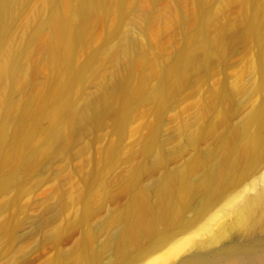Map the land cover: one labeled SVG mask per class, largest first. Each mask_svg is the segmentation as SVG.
Instances as JSON below:
<instances>
[{
    "label": "bare ground",
    "instance_id": "obj_1",
    "mask_svg": "<svg viewBox=\"0 0 264 264\" xmlns=\"http://www.w3.org/2000/svg\"><path fill=\"white\" fill-rule=\"evenodd\" d=\"M27 1L0 0V190L14 181L21 182L36 169L39 157L66 147L70 136L95 129L111 116L123 123L132 109L146 102L160 115L188 73L212 60L222 61L230 41L258 40L264 27L263 0H221L217 11L236 3L241 14L213 36L208 34L214 20L211 0H193L190 10L172 18L168 17V7L155 21L162 18L165 27L180 24L181 44L169 57L149 63L146 54L158 46V30L148 3L155 5L156 0H39L30 11ZM125 18L128 28L120 33L118 26ZM17 19L24 22L21 33L14 28ZM107 19L112 20L111 31L105 28L109 22H102ZM101 23L106 24L104 31H110L105 32V44L88 49L92 36L102 33H95ZM235 30L238 34L228 32ZM113 37L117 38L114 45L106 46L113 44ZM82 53L85 57L79 61ZM105 63L113 65L109 73L104 71ZM257 69L264 72V61ZM152 78L155 84L149 88ZM89 82L95 85L93 95L84 90ZM260 82L264 85V76ZM217 91L208 95L207 103L214 104L213 108L221 101ZM225 112L213 115V123L204 118V123L198 121L197 116V125L186 142L197 146L203 135L214 133L212 143L198 149L182 167L164 170L158 179L142 186L140 179L151 168L163 165L165 155L170 154L156 139L158 129L151 127L138 149L142 160L132 165L116 186L128 195L127 205L109 211L103 222L91 227L88 220L98 207L94 196L101 191L105 198L110 189L98 176L103 174L100 167L102 171L91 175L89 188L80 197L82 213L76 222L85 230L77 246L44 264H134L146 248L177 230L188 206L196 201L198 206L209 207L221 200L226 202L224 207L219 206L221 210H216L203 230L209 234L206 241L193 242L191 237L179 240L143 264H164L184 252L171 264H264V100L233 127L226 125L229 114ZM113 149L106 156L107 162L112 161L110 166L115 159ZM229 193L232 195L227 197ZM226 217L229 219L222 223ZM7 224L1 229L11 233L14 223L10 229ZM98 234L104 237L99 244ZM135 243L139 245L133 249ZM15 263L13 259L9 264Z\"/></svg>",
    "mask_w": 264,
    "mask_h": 264
},
{
    "label": "rangeland",
    "instance_id": "obj_2",
    "mask_svg": "<svg viewBox=\"0 0 264 264\" xmlns=\"http://www.w3.org/2000/svg\"><path fill=\"white\" fill-rule=\"evenodd\" d=\"M129 1L132 2L134 0ZM220 1L216 0L212 3L213 1L211 0V5L209 4L210 10H212L211 13L214 16V20L208 28L210 36H213L219 28L227 27L236 22L241 14L240 6L236 3L223 6L220 11H217V3L219 5ZM27 2L26 8L30 11L38 6L39 0L38 2L37 0H28ZM155 2V5L148 3V8L152 11V16L154 17V28L158 30L156 35L158 43V46H156L158 48L153 47L147 51L146 61L149 63L169 57L180 46L182 41L180 24L177 23L176 25L172 24L165 27L161 22L162 18H158L155 21L156 17L169 8L171 11L168 14L171 12V15L169 14L168 17L172 18L173 16L181 15L190 10L193 0H181V3L179 0H156ZM262 3L264 4V0ZM126 19L128 18L121 21L118 26L119 31L121 30L120 33L128 28V20ZM102 22H109L110 25L105 28L112 30L110 29L113 28L111 19ZM23 23L22 20L17 19L16 25L14 24L17 33H21ZM103 24L96 25L99 27H97L99 31L95 30L96 34L102 32L103 35L101 33L99 38L94 33L96 38L92 36L88 49H99L101 44H105L109 30L105 29L104 31L102 29L104 28ZM228 32L238 34L239 30ZM104 36H106L105 39ZM101 37L104 43H101ZM116 39V37H113L112 43ZM108 41L107 43H109ZM109 44H106V46L114 45V43ZM84 57V53L80 54L79 61H82ZM222 57V61L212 60L207 66L198 67L195 71L188 73L184 79L185 81H183L184 83L181 85L182 87L179 86V90L177 89L167 99L168 104H165L166 108L164 107V110H160V115L153 113L151 111V109L154 111L153 105L146 102L141 104L136 110L132 109L131 114L129 113L130 116L128 115L123 123L118 124L114 117L111 116L106 122L95 127V129L70 136L66 147L55 149L48 157H39L36 169L25 176L21 182L14 181L6 189L0 190V264H9L13 259H16L15 264H44L54 259L62 251L75 249L85 230V226L79 224L78 226L76 222L82 213V199L80 200V197H82L83 192H87L85 190L89 188L90 181L88 182V180H92L91 175L95 177V174H98L97 172L103 170V174L99 173L98 176H100V179L101 177L105 179V182L103 179V181L99 180L106 183V185L108 184L107 187L110 189L109 194L105 198L100 194L101 191L96 189V192L100 191V193H96L93 202L95 206L98 204V207L90 216L88 225L91 227L95 224L97 225L104 221L109 211L125 207L129 199L128 195L124 192H119L121 190L116 186L118 181L127 175L130 167L142 160V156L140 157L138 153L139 147L143 144V140H145L151 127L158 129L157 133L155 130L158 135L156 139L158 138L157 141L163 144L164 151L170 154L165 155L163 165L151 168L150 172L140 179L139 183L142 186H147L158 179L164 170L175 171L182 167L191 156L196 154L195 152L198 149L204 150L212 143L216 136L213 135L214 133H211L213 136L211 134L203 135L197 146H191L186 142L187 136L194 132V128L197 125V116H199L198 121L204 118L206 122L213 123L210 120H214L213 115L216 116L218 111H226L229 114L227 119L229 124L225 123L227 126L233 127L243 116H246L256 105H259L264 100V85L260 82L264 72L261 70V73H259L257 69V65L264 61V27L258 40L243 41L238 39L228 42ZM105 66L104 71L106 73L112 71L113 65L111 63H105ZM38 80L41 81V77ZM150 80L148 82L149 88L155 84L153 78ZM234 86L237 90L240 87L241 89L235 92L236 88ZM230 89L234 90L231 92ZM84 90L86 94L93 95L95 93L94 83L89 82V84L85 85ZM212 90L215 92L218 90L217 92H219L221 97V101L216 103L214 108V104L207 103H210L208 95L211 96L210 93L214 92ZM17 97L18 95L14 99H17ZM223 97L226 99H223ZM205 102L207 104H204ZM202 103L204 104L203 106ZM206 105L209 107H206ZM203 107L205 110L208 108L207 110L210 112L206 110L208 114L205 113ZM233 107L236 108L233 109ZM222 109L223 111H221ZM232 109L236 112H232ZM199 110L200 113H198ZM233 113L236 114L234 115ZM200 114H207L208 116L205 115L200 118ZM204 121L201 122L204 123ZM201 122L198 123L202 124V126L205 125ZM200 125L198 124V127H202ZM222 126L220 125V127ZM220 127H218L217 132L220 131ZM144 136L145 138L143 139ZM110 147L112 148L110 149ZM112 149L116 150V152L114 151L115 156H113V159L114 157L115 159L110 166L108 164L112 161L107 162L108 157L106 156L109 150ZM150 165L151 161L148 160L147 167ZM100 167L101 169L103 167V169H99ZM105 167L107 169L109 167V169L107 170ZM232 193H229L227 197H230ZM249 194H252V192H249ZM225 203L221 200L217 204L215 203L216 205L214 204V206L204 207L198 206L195 201L192 206H188L184 211L177 230L172 229L173 231H170L172 233L169 232L170 235L165 237L160 243L151 248H146L134 264H143L170 245L188 237H191L193 242L206 241L209 234L203 230L211 223L212 216L217 213L216 210H221ZM227 219L229 217L224 218L221 222L224 223ZM7 221L9 222V229L13 225L10 223H14L10 229L11 233H6L5 230H2L4 225L8 223ZM6 226L8 227V224ZM214 229L216 230L217 227ZM91 232L92 234H90L93 237V230ZM103 239L102 234H98L96 237L98 244ZM146 239L144 240L148 241ZM138 243L140 244L141 242ZM138 243L131 247L133 249L136 248L139 245ZM184 249L189 251L190 247L186 246ZM184 254L186 252L178 256H172L164 264H171Z\"/></svg>",
    "mask_w": 264,
    "mask_h": 264
}]
</instances>
